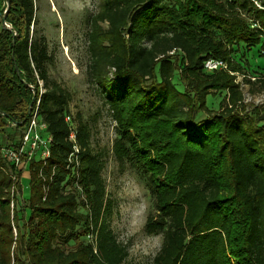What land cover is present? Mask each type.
Masks as SVG:
<instances>
[{
    "label": "trees",
    "instance_id": "trees-1",
    "mask_svg": "<svg viewBox=\"0 0 264 264\" xmlns=\"http://www.w3.org/2000/svg\"><path fill=\"white\" fill-rule=\"evenodd\" d=\"M3 16L0 148L18 145L37 99L52 141L48 159L27 164L22 206L21 170L0 154V264H123L103 164L78 114L77 164L68 160L70 95L47 78L34 2L0 0ZM88 26L87 81L115 123L114 155L149 191L144 230L162 238L150 264H264V106L247 111L235 76L203 70L213 58L249 76L246 53L264 54V0H101ZM252 77L244 83L264 89V76ZM220 92L214 112L205 99Z\"/></svg>",
    "mask_w": 264,
    "mask_h": 264
},
{
    "label": "rangeland",
    "instance_id": "rangeland-1",
    "mask_svg": "<svg viewBox=\"0 0 264 264\" xmlns=\"http://www.w3.org/2000/svg\"><path fill=\"white\" fill-rule=\"evenodd\" d=\"M35 28L44 37L48 61V80L55 81L70 95L68 104L72 119L80 115L90 129V149L100 156L103 164L101 178L105 189V199L109 201L111 215L109 227L116 240L127 247L128 256L123 264H150L158 252L161 235H149L144 230L145 219L151 210V197L140 175L127 160H119L112 151L115 123L108 107L88 83L85 75L89 62L86 46L88 19L96 13L101 0H33ZM86 4L83 11L81 4ZM1 27V18H0ZM246 73L249 76H264V54L256 46L244 56ZM112 80V76H110ZM173 81L182 89L177 80ZM43 92V82H38ZM254 98L264 94V89L245 84ZM225 92L206 96V106L216 112ZM205 114L200 113L201 119ZM13 127L7 124L5 133H12ZM1 143V139H0ZM21 193L18 205H24L29 196L28 168L21 169Z\"/></svg>",
    "mask_w": 264,
    "mask_h": 264
},
{
    "label": "built area",
    "instance_id": "built-area-1",
    "mask_svg": "<svg viewBox=\"0 0 264 264\" xmlns=\"http://www.w3.org/2000/svg\"><path fill=\"white\" fill-rule=\"evenodd\" d=\"M259 7L257 2H254ZM203 70L205 72H217L224 71L230 75L235 76V82L239 84V88L243 93V103L247 105L248 111L251 107L264 106V94H261L258 98H253L248 91L243 92L245 88L244 78H248L250 81H255L254 77L245 76L236 72H231L226 62L218 59L207 58L203 61ZM42 93V92H40ZM39 99L35 101L34 106L30 110L29 120L22 130L21 137L17 146H7L0 148V154L3 159L11 163L17 170H21L31 160L45 161L50 155V144L52 138L47 131L46 124L39 117ZM64 121L69 127L68 140L73 144V152L69 155L68 160H74L77 164L78 146L75 143V126L73 125L70 116H65ZM12 181L16 182L12 177ZM13 194V187L11 189ZM11 209L13 203L10 204Z\"/></svg>",
    "mask_w": 264,
    "mask_h": 264
},
{
    "label": "water",
    "instance_id": "water-1",
    "mask_svg": "<svg viewBox=\"0 0 264 264\" xmlns=\"http://www.w3.org/2000/svg\"><path fill=\"white\" fill-rule=\"evenodd\" d=\"M1 27H2V28H5V29H10V28L8 27V25L5 23V18H4V16L1 18ZM15 70L17 71V67H16V66H15ZM17 75H18V77L20 78L18 71H17ZM32 103H33V101H32L31 104L29 105V108H28V111H27V114H28V115L30 114V110H31Z\"/></svg>",
    "mask_w": 264,
    "mask_h": 264
},
{
    "label": "clouds",
    "instance_id": "clouds-1",
    "mask_svg": "<svg viewBox=\"0 0 264 264\" xmlns=\"http://www.w3.org/2000/svg\"><path fill=\"white\" fill-rule=\"evenodd\" d=\"M85 7H86V4H83V3H82V4L80 5V10L83 11Z\"/></svg>",
    "mask_w": 264,
    "mask_h": 264
}]
</instances>
